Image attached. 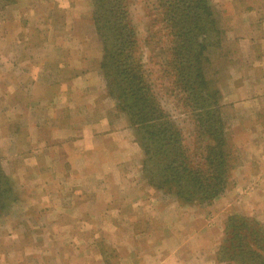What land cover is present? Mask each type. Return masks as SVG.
<instances>
[{"label": "rangeland", "instance_id": "1", "mask_svg": "<svg viewBox=\"0 0 264 264\" xmlns=\"http://www.w3.org/2000/svg\"><path fill=\"white\" fill-rule=\"evenodd\" d=\"M153 1L131 0L134 3L132 23L142 51L141 68L149 74V82L155 96L158 93L161 107L174 121V134L170 132L172 138L183 139L182 146L191 145L196 149L200 146L199 140L206 144L211 137L209 131L195 120L197 99L191 101L188 97L182 106L179 98L185 97V94L166 92L173 85V78H162L167 69L164 65L172 66L176 61L172 60L171 50H168L166 32L159 22L154 21ZM46 2L47 5H39L36 0H23V3L22 0H0V77L6 80V85L0 86V169L7 177L14 196L0 217V264H164L160 259L164 257L160 256L161 248L170 239L181 240L182 247L193 248L198 243L190 240L184 244L186 241L183 238L198 236L199 233L208 238L214 236V231L217 233L213 238L216 244L212 255L214 264H232L219 262L216 258L224 224L228 216L239 215L264 226V166L256 161L252 168L257 171V176L247 180L240 178L243 158L237 150L236 135L233 134L236 117L232 106L224 104V92L230 86L232 76H238L232 72L237 69L244 71L245 75L249 62L239 56L240 45L228 39L229 29L233 27L227 17L229 0L209 2L218 28L223 32L219 44L221 48L216 53L218 56L224 53V56L219 59L215 54L213 68L216 62H221L220 68L212 74L211 68L208 74L215 83L212 89L217 87L215 89L219 91L216 95L219 99L217 110L223 120L221 135L228 148L229 169L222 190L214 198H201L194 202L178 200L174 195L157 189L145 176L143 171L148 165L143 161L145 152L140 138L152 133L151 139L145 138L144 141L156 145V138L162 139V136L156 135L159 134L156 129H149L148 132L141 130V123L120 109L117 91L109 88L101 68L104 64L103 47L92 19L93 1ZM254 7L261 13L259 3ZM83 15L88 18L76 19ZM89 27L93 30L91 33ZM78 41L91 47L87 53L90 56L96 49L99 50L97 69L86 68V62L80 63V67L87 69L86 73L96 72L104 86L103 100L107 110L112 106L106 113L111 121H115L113 131L98 134L102 144L92 150L86 147L87 141L84 140L88 133L83 127L80 132L77 130V133L68 135L62 118L54 117L55 107L61 106L55 99L47 112L49 118L57 121L55 130L58 131L51 135L52 139L49 132H36V127L26 126L23 120L26 114L21 106L40 94L38 85L27 86L28 92L25 93L15 92L13 99L8 97L9 88L14 86L8 84L7 78L11 73L16 76L15 55L21 46L33 47L45 42L49 49V43L52 47L58 43L76 47ZM52 52L56 49L52 48ZM38 57L39 54H31V58ZM171 66L166 72H171ZM88 76L95 79L94 75ZM81 86L82 90L77 87L73 91L81 92L74 101L83 103L87 101L89 91H85V84ZM204 98L205 95H202L200 99ZM65 112L70 118V112ZM150 116L145 117L149 119ZM36 117L39 115L36 114ZM37 119L40 122V117ZM48 120L42 119L43 123ZM52 123L50 119L47 124ZM67 136L79 139L70 142L65 139ZM51 141V148L46 147ZM105 142L109 147L106 154L99 149ZM258 145L262 148L264 142ZM151 147L146 148L153 152ZM93 150L95 154H92ZM194 154H197L196 150L191 153ZM243 155L248 161V154L243 152ZM100 156L110 163L100 164ZM124 179L127 181L124 182ZM118 180L124 182L127 190L119 192L116 189ZM198 220L202 222V227L194 232V224H199ZM204 226L211 229V233H204ZM199 243L201 247L203 242L200 238ZM180 255L187 257L184 252Z\"/></svg>", "mask_w": 264, "mask_h": 264}, {"label": "trees", "instance_id": "2", "mask_svg": "<svg viewBox=\"0 0 264 264\" xmlns=\"http://www.w3.org/2000/svg\"><path fill=\"white\" fill-rule=\"evenodd\" d=\"M92 1V19L103 47L101 68L109 88L117 91L120 109L141 123V130L156 129L159 131L156 135L162 136V139L156 138V145L144 141L151 139L152 133L140 138L145 152L143 161L148 165L143 172L148 181L184 202L214 198L226 181L229 153L221 135L223 120L216 98L219 91L217 87L212 89L215 83L209 78L220 68L221 62H216L213 68L215 54L219 59L224 56V53L222 56L216 53L221 48L223 32L218 28L210 0H154L151 8L154 21L166 32L168 50L176 61L172 66L164 65L166 70L171 66L172 76L164 70L162 78H173V85L166 92L185 94L179 98L182 106L188 97L191 101L197 99L195 120L211 137L206 144L199 140L200 146L196 149L191 145L182 146L183 139L172 138L174 121L161 107L158 93L155 96L149 82V74L141 68L142 51L131 16L134 3L131 0ZM202 95H205L203 100L200 99ZM147 115H151L149 119ZM146 147H151L153 152ZM195 150L197 154L191 155ZM13 199L8 179L0 169V217ZM216 255L219 262L264 264V226L239 215L228 216Z\"/></svg>", "mask_w": 264, "mask_h": 264}, {"label": "crops", "instance_id": "3", "mask_svg": "<svg viewBox=\"0 0 264 264\" xmlns=\"http://www.w3.org/2000/svg\"><path fill=\"white\" fill-rule=\"evenodd\" d=\"M83 1L85 2V0ZM36 3L39 5L42 3L47 5L48 2L46 0H36ZM256 3H259L262 7L261 13L255 9L254 5ZM228 4V10L230 11L227 14L228 21L231 24L233 23V27L229 29L228 39L240 45L241 50L239 56L243 60L248 61L249 64H247L246 68L248 70L245 75L244 71L239 72L237 69L232 72L233 75L237 74L238 76H232L230 86L224 92V104L232 106L235 112L234 118L236 117V120L234 121L233 134L236 135L237 150L243 158L240 178L247 180V178L254 179L257 176V171H254L252 168L253 163L258 162V164L260 163L262 164L261 166H264V152L261 153V150L264 151V147L261 148L258 145L259 142H264V0H229ZM83 18L88 17H84V15L76 17V19ZM91 31L93 30L89 27V33ZM94 35L93 39H95ZM49 46L50 49L47 47V43L43 42V44H34L33 47H20L15 55L16 66L14 68L17 77L15 75V77L12 76L11 73V76L7 78L8 84L14 86V88H9L8 97L13 99L15 98V92L25 93L28 92L27 86L38 85L37 87L40 90L37 91H40V94L37 96L40 98L35 96L33 100H27L21 106L24 107L26 114V117H23L26 126L32 125L36 127V132H49V137L52 139L51 135L58 131L57 129L55 130L57 121L54 118H49L47 112L53 105L52 100L54 101L55 99L61 106L55 107L56 112L54 117L57 119L62 118L61 122L64 123L68 135L77 133V130L80 132L81 130L79 129L83 127L88 133L84 140L87 141L86 147L92 150L98 147V144H102L98 140V136L100 137L98 134L104 135L113 131L112 125L115 122L111 121L108 117V112L106 113L110 107L107 110L106 101L103 100L104 86L98 79L96 72L86 73L87 69L80 67V63L86 62V68L91 67V70L94 68L97 69L99 50L96 49L93 52V56H90L87 53L91 47H88L80 41H78V46L76 47H67L60 43L53 47L49 43ZM52 48L56 49V52H52ZM42 49H46L47 51H42ZM32 53L39 54V57L37 59L31 58ZM89 71L88 69L87 72ZM88 75H94L95 79H92V76ZM5 81V78L0 77V86L6 85ZM81 84H85V91L87 89L89 91L88 99L83 103L74 101L75 97H80L81 92H73L78 89L77 87L82 90ZM40 99L48 101L46 103ZM110 109H112V106ZM65 111L70 112V118L69 113L67 114ZM36 114L39 115L40 122ZM44 118L49 119L48 122L51 119L54 123H43L46 120ZM92 118L95 119L93 120ZM98 127H102V129L100 130ZM242 133L246 134V136H243ZM65 139L73 142L79 138L77 136H67ZM51 146L52 141L46 147L51 148ZM80 147L83 146L80 145ZM108 148L106 142L99 147L105 154L109 150ZM94 151H92V154H95ZM243 152L248 154V161H245L246 157H243ZM104 163H110V161L108 159L104 160L102 157L100 164ZM125 181L127 179H124ZM124 182L118 180L116 189L119 192L127 190ZM201 227L202 222H199V224L195 222L194 232L198 231L197 228ZM210 230L205 227L204 233H211ZM215 234L217 235L214 231L213 235L215 236ZM214 236L204 238L199 233L198 236L183 238L186 241L184 244L190 240H195L198 245L193 248L190 246L182 247L180 245L181 240L172 241L170 239L165 246H162V254L160 256L164 255V257L160 259L165 262L164 264H179L178 261L181 262L180 264H214L212 260V255L216 247V244L213 242ZM199 238L203 242L201 247ZM164 243L163 241L162 244ZM164 249H166L165 254ZM182 252L186 253L187 257L183 258L180 255ZM158 257H156V260H158Z\"/></svg>", "mask_w": 264, "mask_h": 264}]
</instances>
